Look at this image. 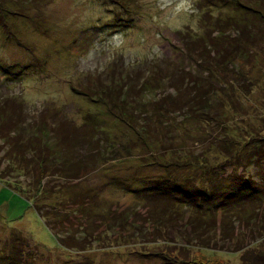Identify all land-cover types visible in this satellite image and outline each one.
<instances>
[{"label":"rangeland","instance_id":"rangeland-1","mask_svg":"<svg viewBox=\"0 0 264 264\" xmlns=\"http://www.w3.org/2000/svg\"><path fill=\"white\" fill-rule=\"evenodd\" d=\"M5 5L0 264H241L244 257L249 263L264 258L260 200L243 201L240 212L229 213L238 232L230 241L220 237V226L202 241L188 225L196 216L220 222L221 204L210 209L206 200L177 201L183 185L237 194L245 179L264 182V24L255 14L234 0ZM217 18H235L237 26L220 27L233 39L242 27L257 31L256 41L237 37L249 52L216 55ZM111 81L123 86L115 93L132 91L130 111L140 124L151 121L148 131L121 120L95 96ZM179 89L187 90L186 100L194 91L189 110L174 103ZM164 96L161 107L156 102ZM150 187L162 197L151 201ZM172 196V222L154 228L146 220L149 207ZM48 221L62 236L76 232L85 248L63 246Z\"/></svg>","mask_w":264,"mask_h":264},{"label":"trees","instance_id":"trees-1","mask_svg":"<svg viewBox=\"0 0 264 264\" xmlns=\"http://www.w3.org/2000/svg\"><path fill=\"white\" fill-rule=\"evenodd\" d=\"M234 1H236V4L240 6L241 8H244L247 12L255 14L259 18V20L264 24V0H234ZM5 4H6V0H0V6L2 8H5L7 6ZM218 19L219 18L216 19V23L218 25L220 35H218L216 38H214V40L211 41L215 47L213 49H215L216 55L224 56V54L228 52L229 50L236 51L237 55H240L243 53L245 54V52L247 51L249 52V50H246L245 48L241 49V45L239 43L240 41L237 37L243 36V35H247V36L250 35L251 41H256L255 35L257 31L255 33L252 30L249 31V29H245L244 27H242L243 29H239L240 32H238L237 37L233 39L230 36L227 37L225 31L221 30L220 27L226 23H231L233 27H235L238 25V22H236L235 18H229V19L227 18L224 22H221ZM255 28L260 29V26H255ZM118 85L120 87H123L118 81L108 82L107 84H104L103 86L96 89L97 91H95L94 94L95 96L99 97L98 99H100L101 101L105 100L107 104L110 103L109 107H110V112L112 114L121 118V120L127 122L129 125L134 126V128L136 129H139L141 131L143 130L148 131L151 121L147 120L146 124H140L138 123L140 122V119L135 118L136 115L132 113V111H130L131 106L134 105L129 100L130 99L129 95H131L132 91L128 90L127 88L124 91H122L120 90L121 89L120 88L118 92L115 93V90L119 88ZM179 90L180 91L178 93L177 100H175L174 103H176L177 101L182 102L183 106L181 107L184 108L185 110L186 109L189 110L192 107L193 98H195V95H193L194 89L190 92L191 93L190 96L192 95L191 96L192 98H190L189 100H186V98H184L186 96L187 90L186 89L185 91H182V89H179ZM80 91L82 92L83 90L80 89L78 92ZM166 99H167L166 96L161 97L156 102L157 105H161V107H165V104L163 103L167 101ZM169 105H171V103ZM163 114L164 113L160 111L158 117H161ZM262 183L263 184L259 185V181H256L255 178L245 179L243 181V185L246 188H244L243 192H238L237 194H234L232 192H225V191H222V194H217L218 192L212 191V194H210L207 189L202 188L200 186H196V187L195 186H185L181 183V185L183 186L178 188L179 194L177 196L179 197V199H177V201L181 200L182 202L186 203L188 201H191V199L193 198L195 203H197L198 205H202L201 203L203 202V200H206L207 202L210 203L208 205L210 209H213L214 206L216 207L217 206L216 204H221L220 206H222V209H223V216L220 219V222L217 223L218 221L217 216L216 217L213 216L211 220H204L202 217L196 216L195 218H193L191 221L188 222V225L192 227L191 229L193 233L198 234V236L200 237L202 241H206L205 239L207 238L210 239L212 236V232L214 231L216 233L218 230V227L220 226V231H221L220 237L221 238L223 237L222 239L224 240L230 241L236 237V232H237L236 228H234V223L232 221V218H231L232 216L230 214L240 212V210L243 209L242 208L243 201L251 200L255 202L256 200L257 201L260 200V202L264 204V182ZM175 185L179 186V183H176ZM13 188L15 189L14 186ZM153 188L154 187H150L148 189L149 192H147L146 194L148 197L150 198L152 197V199H154L151 201H156V199H160L159 197H162V195H160L159 192H156L158 190H156L155 192H151L150 190ZM148 190L147 188L140 189V191H148ZM213 193H216L217 196L213 197ZM175 202H176L175 196H172L169 199V202L165 204L164 203L161 205L155 204L156 206L154 208L150 206L148 209V216L146 218L147 222L152 224L154 228H159L160 226L166 225L167 222L169 223L172 222L173 214L170 210L171 209L170 205L173 206ZM229 209H232V212H230ZM44 216L48 217V214H44ZM47 224L50 228H52L54 231L56 230L57 232L58 228H56V225L54 226L53 222L48 221ZM136 226H140V225L137 224ZM252 229L255 230L256 228H252ZM56 234L58 235V237H60L59 241L61 242V244H63V246H66V247H80L81 246V248L83 249L85 248L84 240L82 241V239L80 240L75 239L76 235H78L76 234V232L68 233L67 236H64V235L62 236V234L58 232ZM239 248L242 249L244 248V246H240ZM262 260H264V258L261 260H254V261H251V263H249V260H247L244 257L243 262L241 264H264V261ZM204 262L205 263L201 261V264H210L209 261H204Z\"/></svg>","mask_w":264,"mask_h":264}]
</instances>
